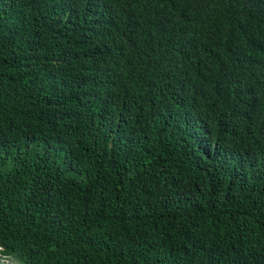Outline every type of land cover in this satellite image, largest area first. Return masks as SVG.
I'll return each instance as SVG.
<instances>
[{"label":"trees","instance_id":"1","mask_svg":"<svg viewBox=\"0 0 264 264\" xmlns=\"http://www.w3.org/2000/svg\"><path fill=\"white\" fill-rule=\"evenodd\" d=\"M0 246L264 264V0H0Z\"/></svg>","mask_w":264,"mask_h":264},{"label":"clouds","instance_id":"2","mask_svg":"<svg viewBox=\"0 0 264 264\" xmlns=\"http://www.w3.org/2000/svg\"><path fill=\"white\" fill-rule=\"evenodd\" d=\"M253 86L254 85H250L248 83L245 82H241V80H236L235 84H233V88L235 91L238 92V94L242 95V96H247L248 94H250L253 90Z\"/></svg>","mask_w":264,"mask_h":264},{"label":"built area","instance_id":"3","mask_svg":"<svg viewBox=\"0 0 264 264\" xmlns=\"http://www.w3.org/2000/svg\"><path fill=\"white\" fill-rule=\"evenodd\" d=\"M0 262L2 264H14L12 258L4 253V248L1 246H0Z\"/></svg>","mask_w":264,"mask_h":264}]
</instances>
